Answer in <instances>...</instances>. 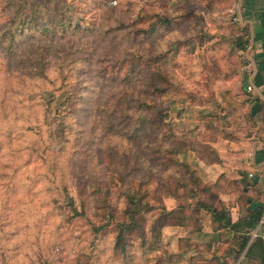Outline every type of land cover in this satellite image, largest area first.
I'll return each instance as SVG.
<instances>
[{"label": "rangeland", "instance_id": "obj_1", "mask_svg": "<svg viewBox=\"0 0 264 264\" xmlns=\"http://www.w3.org/2000/svg\"><path fill=\"white\" fill-rule=\"evenodd\" d=\"M36 1L0 0V30L6 28L11 15L21 5L28 13ZM61 2L66 12L65 24L85 28L91 33L89 41L98 42L103 49L96 56L104 60L100 66L108 69L112 60L125 57L127 49L136 53L139 64L134 77L136 103L112 99L128 85H120L119 81L118 85L110 83L113 76L104 71L102 78L106 81L101 83L104 87L97 91V99L62 111L61 106L69 104L60 96L61 92L75 82L72 79L64 88L56 73L59 63L55 62L60 58L57 47L61 48L64 42H50L47 80L27 68V62L44 49L39 50V37L30 30L18 39L22 45L13 54L5 49L6 44L0 45V264H206L213 261L215 256L223 254L225 247L218 250V235L211 231L205 213L195 217L188 228H161V241L152 237L151 228L161 213L160 205L171 210L190 202L179 190L177 177L185 174L184 181L193 187L188 171L172 165L173 162L166 166L160 155L154 161V152L165 145L164 129L152 127L139 140L130 134L135 126H130L128 117L121 116L118 128L113 131L107 122L115 115L117 118V111L127 113L130 118L139 111L141 116L154 120L160 113L168 114V129L175 137L174 143L165 146L182 147L185 142L182 147L185 154L178 153L174 160L186 163L203 186L213 187L215 184L204 169L208 161L203 156L207 153L209 160L215 158L206 148H213L219 139L215 142L208 126L219 128L222 137H226L228 128L245 127L248 99L243 91V74L247 61L237 44L246 39V29L232 13L239 0ZM43 9L44 22L50 20L52 10L46 6ZM162 16L170 18L172 26L158 23L157 31L150 34L152 24ZM117 45L120 51L118 47L113 49ZM82 59L78 68L85 67L91 73L90 69L94 68L88 66L89 57L84 55ZM105 60L109 63L104 64ZM152 64L167 81L154 75ZM125 76L123 72L117 77L120 80ZM82 77L89 80V75ZM84 85L82 92L91 93L87 87L90 85L87 82ZM126 108L133 109L127 112ZM119 173L126 178L125 187L119 181ZM129 184L133 188L143 184L142 194L151 201L153 210L146 212L147 244L143 246L142 241L134 240L122 254L115 249L114 227L95 232L103 224L97 216L99 202L95 196L100 188L109 190L111 205L121 216L127 206L124 192ZM83 187L89 190L85 193L87 214L76 217L65 188L81 212L83 199L79 193ZM177 189L180 197L168 193ZM205 200L214 201L210 196ZM199 218L202 230L195 232L199 223L195 220ZM181 239L197 247L187 249L186 243H180ZM211 244L217 246L209 249ZM179 254L181 259L176 258Z\"/></svg>", "mask_w": 264, "mask_h": 264}, {"label": "trees", "instance_id": "obj_2", "mask_svg": "<svg viewBox=\"0 0 264 264\" xmlns=\"http://www.w3.org/2000/svg\"><path fill=\"white\" fill-rule=\"evenodd\" d=\"M26 1V0H25ZM54 6H53V5ZM43 6H46L50 10H52V16L50 20H46L43 22L44 9ZM62 2L61 0H37L33 8L30 12L26 13L27 9H24L22 5L20 9H18L14 14L11 15L10 21L8 22L6 28L0 30V45L6 44V48L8 53L13 54L16 52V48L21 47L22 43L19 38H21L25 32L29 31L34 36H38L37 45L39 50L43 49L39 52L38 55L34 56V59L28 61L27 68H31L37 76L44 77L46 80L49 79V75L47 73L48 67L51 64V58L49 55V49L51 48L50 42H59L62 40L64 42L63 46L59 49L60 58L58 68L56 69V73L58 77L61 79L62 83H64V88L66 85H70V81L75 79V82L71 83L69 89H64L61 92V97L66 102L68 101L69 106H61L63 109L71 110V106L78 105L79 103H83L86 100H95L97 99L96 94L99 93V89L103 88L104 85L101 84L103 81H106L103 77L104 71H108L113 79H111L110 83H118L121 85H128V87L121 91L123 93H118L116 97L112 98L114 100H125L127 104H135L136 103V82H135V73L138 69V61L136 60L137 55L135 52L130 53L129 50H126L125 57L116 58L115 61H111V65L108 69L104 66H100L99 63L103 62L96 56L103 50L99 47L98 42L89 41L91 33H89L85 28L71 27L65 24V13L62 10ZM157 22L153 23L149 33L153 34L157 31L156 25L160 23L164 27L172 26V20L168 17H158ZM238 49L240 51H244L246 49V42L243 40L238 41ZM42 46V47H41ZM117 46H113V49H116ZM4 49V50H5ZM61 50V52H60ZM120 51L121 48L118 47ZM86 55L88 60V66L90 68H94L91 73L89 70H86L85 67L78 68V62L83 60L82 56ZM81 56V57H80ZM108 60H105V63ZM151 69L154 72V75L158 78H161L163 81H167L166 77H164L161 71L156 69V66L152 64ZM126 72V78L119 80V76ZM83 75H89V80L83 78ZM118 76V77H117ZM114 81V82H113ZM88 83L87 87H90L91 93L85 94L83 91L86 86L85 83ZM117 84V83H116ZM118 85V84H117ZM158 89V88H156ZM56 90H53L55 92ZM114 91V90H112ZM163 91V90H162ZM51 92L52 94H55ZM103 93H101V96ZM139 107H142V102L139 103ZM133 108H126L125 111L129 112ZM60 113H63V112ZM169 111L168 109L165 110ZM118 113V114H117ZM117 118H110L109 122H107L111 127L112 131L118 128L120 123V117L129 118L131 121V125H134V129L130 131L131 136H135V138L139 139L143 138L147 135L148 131L154 127L160 130L164 129L163 143H174L173 138L175 137L172 130L168 129L169 124V116L165 113H160L157 120H154L149 117H143L139 113V111H135L134 115L130 118L127 113L122 114L117 111ZM138 114L137 117H135ZM111 114H109L110 117ZM133 119V120H132ZM107 127V126H106ZM166 128V129H165ZM208 129L213 133L216 138L221 137L223 132L220 131L217 127H210ZM167 134H170L167 136ZM247 134H245L246 136ZM150 136V135H149ZM148 136V137H149ZM226 138H230V136H226ZM214 142V141H213ZM181 145L183 142L180 143ZM161 146L158 148L155 154L154 161H157V155H160L161 159L166 162V166L172 163V165L182 167L183 170L190 175L191 183L193 187L190 186L188 181H184L185 174L177 177V183L179 185V190L182 191V195H184L190 202L189 204H183L173 208L171 210L167 209L166 206L160 205L161 213L159 218L156 221V224L151 228L152 236L154 240H162V230L161 228L165 227H181L188 228L192 222H194L195 217H199L202 213L209 218L212 231L214 234H218V243H216L219 247L226 245V249L224 250L221 256H215L214 260L206 263V264H234L243 256V262L246 264H264V242L262 238L258 237L252 239V233L256 230L262 216L264 214V208L260 207L257 210L249 209L248 213L240 219L238 222L233 223L231 219V213L228 206L221 200L219 193V186L214 185L211 186H203L202 180L197 176L195 172H191L189 166L186 163L179 162L178 160H174V156L178 157V153L183 152L185 154L183 145L178 146L176 148ZM170 145V144H169ZM177 145V144H176ZM206 150H209L212 153L211 156H218L214 148L207 147ZM165 153L164 155L162 154ZM203 158L208 162H213V160H209L206 155ZM173 159V160H171ZM170 162V163H169ZM171 165V166H172ZM120 182L125 187L126 186V178L124 175L119 173ZM150 182L145 183V186L148 187ZM143 184L135 186L133 188L130 184L127 186L124 195L127 202L126 209L123 215H117L116 210L112 207L110 202V191L104 190L100 188L96 192L95 198L98 203V214L101 218V226L95 228L96 233L103 232L105 229L109 227H114L116 232L115 237V249L119 253H126L128 249V245L134 240L142 241V245L145 246L148 242V233L146 230L147 218L146 212L153 210V206H151V201L146 200V194H142ZM211 189L216 190L215 193L211 191ZM170 193L173 197L177 196V190H170ZM89 190L86 187L81 188L79 195L82 197V211L79 212L76 207L75 199L70 195L68 190L65 188V195L70 200V206L73 208V213L76 217H85L87 214V202L85 198V193H88ZM175 193V194H174ZM210 196L214 201L208 202L205 200V197ZM151 210V211H152ZM200 220H195L198 228L195 232H200L202 230L200 226ZM160 229V230H159ZM221 240V242H219ZM224 240V241H223ZM180 243H186L185 247L196 248L197 246L187 243L184 239L180 240ZM222 243V244H221ZM158 244V243H157ZM215 245V244H213ZM208 245L210 249L212 246ZM215 245V246H217ZM181 254L176 256L177 259H181Z\"/></svg>", "mask_w": 264, "mask_h": 264}, {"label": "crops", "instance_id": "obj_3", "mask_svg": "<svg viewBox=\"0 0 264 264\" xmlns=\"http://www.w3.org/2000/svg\"><path fill=\"white\" fill-rule=\"evenodd\" d=\"M239 1L247 10L243 52L247 63L256 65L243 74L248 104L245 127L241 129L248 133L245 136L241 129L228 128L226 136L231 137H218V144L213 146L218 156L213 162L204 163L207 177L220 187V198L228 206L233 223L242 219L249 209L264 208V0ZM250 84L254 85L251 94L247 93ZM240 260V264H246L243 256L234 264Z\"/></svg>", "mask_w": 264, "mask_h": 264}, {"label": "built area", "instance_id": "obj_4", "mask_svg": "<svg viewBox=\"0 0 264 264\" xmlns=\"http://www.w3.org/2000/svg\"><path fill=\"white\" fill-rule=\"evenodd\" d=\"M247 10L246 7L239 1L234 9L232 10V13L234 15V19L238 21L241 25L244 23V15L246 14ZM256 68V65L254 66L253 63H247L246 72H250L252 69ZM254 92V85L250 84L247 86V93L251 94ZM264 228V215L259 223L258 228L252 233V239L261 237L264 239V230L261 229ZM241 260L237 263L240 264Z\"/></svg>", "mask_w": 264, "mask_h": 264}]
</instances>
